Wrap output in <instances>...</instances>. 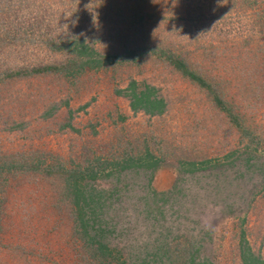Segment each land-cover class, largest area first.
<instances>
[{
	"label": "rangeland",
	"instance_id": "374dc122",
	"mask_svg": "<svg viewBox=\"0 0 264 264\" xmlns=\"http://www.w3.org/2000/svg\"><path fill=\"white\" fill-rule=\"evenodd\" d=\"M72 48L77 72L34 71ZM146 85L162 114L132 109ZM77 180L106 195L105 259ZM148 189L171 191L151 236ZM158 232L187 248L159 264H264V0H0V264H141Z\"/></svg>",
	"mask_w": 264,
	"mask_h": 264
},
{
	"label": "trees",
	"instance_id": "16d2710c",
	"mask_svg": "<svg viewBox=\"0 0 264 264\" xmlns=\"http://www.w3.org/2000/svg\"><path fill=\"white\" fill-rule=\"evenodd\" d=\"M81 42L80 43L74 42L72 44H69L67 47L74 46V48H79ZM82 46L87 47L85 45H82ZM72 51L75 52V49L72 48ZM79 52L80 51L75 52L76 57L73 60H69L68 62H65L63 64H54V65H50V66L47 65V66L35 68L34 71L37 73H42V74H45L43 72H46L49 70L50 71H58V72H64L65 71L68 73H70L71 71H76L75 68H70V67H72L74 64H76V62H79L78 59H80V58L77 59ZM94 61H95L94 58H92L91 60H88V63H91L93 65ZM94 65H97V63H95ZM176 65L183 71V73L189 74L187 66L184 62L177 61ZM192 75H193V73H192ZM196 79H198V77ZM137 87L141 89L140 86L137 85ZM138 88H137V90H136V87H133V86L130 88L131 92H130L129 98L131 100V107L133 110H135L136 112L142 110V111H145L149 114H162L165 111L166 101H165L163 96L155 95L154 87L146 85L144 87V89H142V90H139ZM151 159L152 160L147 161L145 163V165L147 167L152 164L153 158L151 157ZM122 163H124V168L131 166V163H129V160H126V159H124L121 162L119 161V162L115 163V166L121 165ZM133 165H135V163H133ZM83 174L84 173L82 171L79 172V176H81ZM84 179H86V178H84ZM82 180H77L75 183L70 182V185L73 186V188L70 190V192L67 193V195L70 196V194H71V198L73 200V204H74L73 210L75 212V215H74L75 221L81 225V228L89 236V244L92 245L93 248L96 249V251H97V252L94 251L93 253L94 254H101L102 256H104V259H105V257L107 256L106 254H108V255L113 254V248L109 246L108 241H107L108 239H107V237H105V234H108V232H106L104 230V227H102L101 224H99V226L97 228H94V226H92V225L95 223V221H93V223L90 224V227H89V220H91V217H92L91 213L93 214V216H96V215L98 216L102 213V211H100V210L98 211L97 205L101 201L106 200L104 198V196H106V195L104 194V192L96 190L93 187V184H91L87 180L84 183H82ZM170 192L171 191L159 192V190H157V189H148L147 192L144 194V199H146L145 205L147 206L146 209H142V206L139 205V208H140V206H141V208L138 210V214H142V212L145 211V212H147L146 216L148 218H151L154 221L152 223L151 228H150V225H148V227H147L148 229L150 228V231L148 234L150 236L154 233V231L156 229V222L159 221V210L154 209V208L160 206L159 199H162L163 201H165L163 198H159V193L163 195V193L168 194ZM113 227H112V229L117 230L115 225H113ZM144 227L145 226L142 225L143 229H144ZM120 229H122V228H120ZM167 229H170V228H167ZM91 230L92 231L96 230V232L91 233ZM113 231H115V230H113ZM122 231L123 230H120V233ZM165 231H166V228H165V230H162V233H165ZM104 232H105V234H104ZM139 233H140V235H142L143 233L147 234V231L143 230ZM167 237L168 236H165V240L159 244L160 239H159V232H158L155 238H152V239L148 238L149 242H147V243H144V244L134 243L133 246L136 247L137 249H139L142 246H147L149 248L147 251L152 252V253H150V252L147 253L145 257H143L141 255L137 256V260H141L142 261L141 264H159V259L162 258L161 253H163V254H167V253H169V254H182V253L186 254L185 253L186 249H187L185 246L186 242H185V245H182V247H181V245L176 244L175 249H173V250L166 248V246L164 247L163 244L166 243V245H167V242H166ZM135 242L140 243V239L137 238L135 240ZM172 242H174V241H172ZM177 243H179V242H177ZM187 243L192 244V246L195 244V242H191V241H187ZM183 247H185V250ZM140 251H138V254H140ZM198 251H199L198 249H195L192 251L191 254H197ZM134 254H136V253H134ZM253 257H255V256H253ZM113 258H116V257L113 256ZM249 259H250V257H249ZM199 262H200V260L196 261L195 259L194 260H192V259L187 260V264H200ZM254 263L252 262V264H254ZM256 263L262 264V262H259V260L257 258H256ZM248 264H250L249 261H248Z\"/></svg>",
	"mask_w": 264,
	"mask_h": 264
}]
</instances>
